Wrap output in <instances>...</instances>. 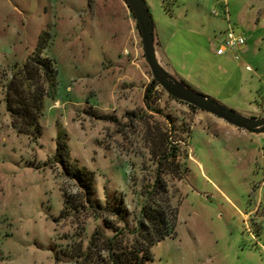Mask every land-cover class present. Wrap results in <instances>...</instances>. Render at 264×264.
<instances>
[{"label": "rangeland", "instance_id": "1", "mask_svg": "<svg viewBox=\"0 0 264 264\" xmlns=\"http://www.w3.org/2000/svg\"><path fill=\"white\" fill-rule=\"evenodd\" d=\"M146 2L165 68L264 117V0ZM230 27L246 43L219 55ZM43 31L42 55L57 73L38 83L23 65ZM153 78L126 0H0V264H112L140 237L143 207L163 199L177 210L176 232L152 246L147 264H264V130L192 107L160 84L150 109ZM39 87L35 137L13 124L6 96ZM78 169L93 177L90 200Z\"/></svg>", "mask_w": 264, "mask_h": 264}, {"label": "trees", "instance_id": "2", "mask_svg": "<svg viewBox=\"0 0 264 264\" xmlns=\"http://www.w3.org/2000/svg\"><path fill=\"white\" fill-rule=\"evenodd\" d=\"M129 8L132 16L136 18L130 5ZM47 41L48 32L43 31L40 34L34 53L28 57L23 65L24 72H26V79H34L39 83V80L43 79L44 75H46V78H49L52 74L55 78L57 69L54 61L50 57H44L42 55L43 50L46 48ZM185 82L188 83L187 81ZM156 84H159V82L153 78L151 83L146 86L144 90V102L150 109L154 110H158L151 105L152 92ZM42 90L43 89L40 88L41 92H39L38 95L34 94L30 96L25 94L23 88H20V91H18L16 95V99L11 98L9 95L6 96L7 107L12 112L14 118L13 124L19 125L22 132L32 133L35 137L39 136L42 132L40 124V117L43 112L44 104ZM191 106L195 107V105ZM30 128H33L35 132H31ZM57 152L59 153V158L63 164L67 165L65 155L63 154L61 144L59 143L57 145ZM171 155L174 156V151H171ZM78 170L80 173L76 175L77 179L80 184L85 187L86 192L88 193L87 200H90V194L93 193V177L91 176V173L88 174L81 169ZM159 181L160 178L156 177L154 185L157 187V193H160L159 191H161L160 188H158ZM157 199L155 198L156 201ZM163 200L166 204L157 202V205L150 204L148 207H143V217L139 220L137 225V231L139 232L140 237L135 239L129 248H124L121 252L112 254V264H147V261L152 258V246L166 236H173L175 234L177 210L169 205L168 200Z\"/></svg>", "mask_w": 264, "mask_h": 264}, {"label": "water", "instance_id": "3", "mask_svg": "<svg viewBox=\"0 0 264 264\" xmlns=\"http://www.w3.org/2000/svg\"><path fill=\"white\" fill-rule=\"evenodd\" d=\"M126 1L135 13L142 35L145 57L153 72L154 78L168 93L178 99L204 108L239 127L249 130H264V117L242 114L211 95L195 89L182 78L171 72L170 69L165 68L155 54V23L146 0Z\"/></svg>", "mask_w": 264, "mask_h": 264}, {"label": "built area", "instance_id": "4", "mask_svg": "<svg viewBox=\"0 0 264 264\" xmlns=\"http://www.w3.org/2000/svg\"><path fill=\"white\" fill-rule=\"evenodd\" d=\"M246 43V37L242 33L236 32L233 28H228L224 39H222L217 45L216 52L218 54H224L228 50H237ZM235 58H239V52H234Z\"/></svg>", "mask_w": 264, "mask_h": 264}, {"label": "crops", "instance_id": "5", "mask_svg": "<svg viewBox=\"0 0 264 264\" xmlns=\"http://www.w3.org/2000/svg\"><path fill=\"white\" fill-rule=\"evenodd\" d=\"M243 47V46H242ZM241 48V47H240ZM245 49H247L246 47H244ZM242 49V50H245V49ZM218 54V53H217ZM219 55H228V56H230V57H232V51L231 50H228L226 53H224V54H219ZM245 67H246V69H249V70H251L252 69V67H251V65L250 64H246L245 65ZM219 71L221 72V73H227L228 71H229V66H228V64H227V62L226 61H221L220 62V64H219Z\"/></svg>", "mask_w": 264, "mask_h": 264}]
</instances>
